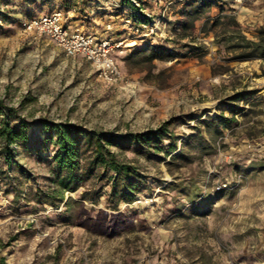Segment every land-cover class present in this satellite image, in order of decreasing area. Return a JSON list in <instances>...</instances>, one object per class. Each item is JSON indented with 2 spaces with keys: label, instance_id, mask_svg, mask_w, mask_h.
<instances>
[{
  "label": "rangeland",
  "instance_id": "rangeland-1",
  "mask_svg": "<svg viewBox=\"0 0 264 264\" xmlns=\"http://www.w3.org/2000/svg\"><path fill=\"white\" fill-rule=\"evenodd\" d=\"M185 1L138 0L145 14L164 17L166 25L157 24L151 33L149 27L136 32L124 25V18L114 16L113 0H0V102L15 110L11 126L17 116L33 124L26 147L12 145L15 164L8 167L0 154V264H264V59L227 60L240 42L236 30L256 40L264 29V0H224L196 22L193 38L180 41L172 28L182 31ZM56 11L71 17L67 24L73 22V29L128 39L114 58L129 86L104 83L84 58L67 57L48 37L24 29V22ZM208 17L227 23L234 18L237 25L229 24L224 35L210 24L203 30ZM108 23L113 29L106 33ZM153 47L178 56L139 65L148 54L137 53ZM236 92L253 94L233 102ZM6 108L0 110V127ZM218 114L236 123L222 128L213 150L201 155L185 147L192 162L171 164L196 126L210 139L201 123ZM40 118L114 134L155 131L169 123L160 148L112 149L151 187L133 205L120 204L125 220L113 233L102 232L95 221L100 212H111L109 182L98 185L97 204L80 199L91 180L64 193L57 206L38 202L37 193L60 199L52 183L55 147L44 141ZM169 144L176 151L167 152ZM230 177L232 188L216 195L217 181ZM184 191H197V208Z\"/></svg>",
  "mask_w": 264,
  "mask_h": 264
},
{
  "label": "trees",
  "instance_id": "trees-1",
  "mask_svg": "<svg viewBox=\"0 0 264 264\" xmlns=\"http://www.w3.org/2000/svg\"><path fill=\"white\" fill-rule=\"evenodd\" d=\"M224 2V0H186L182 3L180 9L183 19H179L178 21V24L180 22L183 25L182 31H178L175 26L172 28L176 38L180 41L186 38H193L196 30V22L208 14L213 7L222 8L223 4H226ZM124 11H129L131 14L130 17L142 21L143 16L137 12L138 9L133 5L132 0H121V8L115 9V12L121 18H124ZM225 19H228V17H225ZM229 21L227 23L224 19L221 21L220 17L217 19H210L208 17L203 24V30L210 24V29L221 27L222 34H227L229 32L227 27L229 24L237 25L234 18H230ZM234 33L233 36L238 38L240 42L232 46L234 53L227 59L228 61L242 62L264 59V29L257 31L256 40L246 39L237 30ZM186 48L189 51L196 50L191 46H187ZM174 52V50L165 47L147 48L137 53L148 54L143 60H139L138 64L140 65L143 62L151 63L156 59L169 60L177 58L178 55ZM252 94L251 92H236L230 97V100L238 102L247 99ZM2 108L6 107H3L0 102V110ZM14 114L15 110L13 108H6L4 120L0 127V138L2 139L0 154L8 167L16 163L15 150L12 148V145L19 143L23 147H26L29 140L27 128L33 126L32 123L26 122L19 116H17V125L11 126L9 119ZM37 123L45 130L44 141H51V144L55 147L54 154L51 156L53 164L52 183L55 184L57 188L55 193L60 198L57 199L55 195L49 197L47 195V197L42 198L37 193L36 198L38 202L48 201L52 206H57V203L54 201L60 200L59 202H62L64 193L76 192L82 185L91 180L90 188L85 189L80 194V199L97 204L101 192V188L98 185L102 181L109 182L110 187L107 194V203L109 204V210L111 212H100L96 216L95 221L100 222L102 232L110 230L113 233L115 225L125 220V215L119 208L120 204H126L127 206L133 205L137 197L145 192L151 191V187L147 178L141 174L137 167L130 162L119 159L112 149H119L123 152L133 147L140 149L160 148V145L167 135L164 129L169 123H164L162 129L155 131L126 132L124 134L86 129L82 126L67 122L56 123L45 118L38 119ZM234 123H236L234 118H229L222 114L206 119L201 125L206 128L208 134L212 135L210 139L207 140L202 135L200 125L196 126L195 134L186 138L184 146L175 155L171 156V164H176V160L184 163L192 162L193 156L185 152V147L196 150L201 155L209 154L210 150H213L212 143L221 134L222 128H228ZM166 150L167 152H174L176 151V147L174 144H169ZM221 194L223 192L216 193V195ZM184 195L188 197L193 207L197 208L199 206L200 203H196V199L199 196L197 191L192 195L184 191ZM71 201L68 198L64 203L67 204ZM75 203L79 204L78 202Z\"/></svg>",
  "mask_w": 264,
  "mask_h": 264
},
{
  "label": "built area",
  "instance_id": "built-area-1",
  "mask_svg": "<svg viewBox=\"0 0 264 264\" xmlns=\"http://www.w3.org/2000/svg\"><path fill=\"white\" fill-rule=\"evenodd\" d=\"M133 5L138 9V13L142 14V21L134 19L128 15V11L124 14L123 23L128 28L134 27L135 31H142V28L149 27L151 33H154L157 24L164 23V17L155 18L153 15L145 14L141 10L138 0H132ZM113 8H121V0H113L111 4ZM142 12V13H141ZM66 17L62 11H56L48 15L36 17L32 20L24 22L23 27L28 32H34L38 36H46L58 47H60L67 57L80 56L88 61L98 73L101 81L108 85L118 86L124 81L127 86L128 81L122 75L118 63L114 58L116 51H121L123 41H116L110 36L96 35L73 29L66 25ZM156 23V24H155ZM112 23L106 25V33L110 32L113 27ZM136 44V41H131ZM127 46V45H125ZM133 93V91H131ZM233 179H219L213 188L214 193L223 192L232 188ZM140 202V201H138Z\"/></svg>",
  "mask_w": 264,
  "mask_h": 264
},
{
  "label": "crops",
  "instance_id": "crops-1",
  "mask_svg": "<svg viewBox=\"0 0 264 264\" xmlns=\"http://www.w3.org/2000/svg\"><path fill=\"white\" fill-rule=\"evenodd\" d=\"M125 12H126V11L123 12V15L125 14ZM68 16H69V15H68ZM114 16H115L116 18H119V17H120V16H118V14H116V15H114ZM65 17H66V15H65ZM68 18H71V17H70V16H69V17H66V19H67V20H66V25H68V26L71 27V28H75L76 25H74L73 22L67 24Z\"/></svg>",
  "mask_w": 264,
  "mask_h": 264
},
{
  "label": "bare ground",
  "instance_id": "bare-ground-1",
  "mask_svg": "<svg viewBox=\"0 0 264 264\" xmlns=\"http://www.w3.org/2000/svg\"><path fill=\"white\" fill-rule=\"evenodd\" d=\"M131 45V44H130Z\"/></svg>",
  "mask_w": 264,
  "mask_h": 264
}]
</instances>
